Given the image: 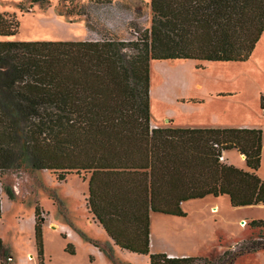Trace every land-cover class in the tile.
<instances>
[{
    "label": "trees",
    "instance_id": "16d2710c",
    "mask_svg": "<svg viewBox=\"0 0 264 264\" xmlns=\"http://www.w3.org/2000/svg\"><path fill=\"white\" fill-rule=\"evenodd\" d=\"M49 1L29 0V6ZM149 6L150 27L138 42L113 36L0 41V191L13 198L1 185L11 170H47L57 181L83 173L87 208L116 246L149 256L150 264H194L195 258L150 253V213L184 216L181 202L209 195H226L234 208L264 205V181L257 175L262 131L151 128L149 62L247 61L264 32V0H149ZM76 14L87 17L82 7ZM18 29L14 14L0 13V38ZM228 150L244 156L247 170L219 161ZM34 220L42 264L38 206ZM251 225L264 227V221ZM262 249L264 243L254 240L223 256ZM8 258L0 240V261Z\"/></svg>",
    "mask_w": 264,
    "mask_h": 264
},
{
    "label": "rangeland",
    "instance_id": "374dc122",
    "mask_svg": "<svg viewBox=\"0 0 264 264\" xmlns=\"http://www.w3.org/2000/svg\"><path fill=\"white\" fill-rule=\"evenodd\" d=\"M88 4L109 10L110 29L91 18ZM29 5V0H0V13L14 14L19 21L18 33L0 38V41L55 42L81 41L83 38L103 41L113 36L125 42H138L141 30L148 29L151 22L149 0H50L48 6ZM19 6L26 11H21ZM80 7L86 11L87 17L77 16L76 11ZM67 10H74V13L68 15ZM88 29L92 31L88 33ZM125 52L133 54L131 49ZM176 61L171 62L175 64ZM160 62H149V86L150 83L152 86L158 82L162 84L167 78L165 73H155V64ZM181 62V67L176 65L182 74L181 88L177 89L183 91L185 88L191 97L203 95L206 89L229 93L219 103L209 104L206 113H219L233 127L245 124L260 126L264 144V109L260 106V96H264V32L251 57L243 63ZM199 85L201 88L197 89ZM157 99L150 101V120L173 127L172 121H164L165 117L178 112L184 119V111ZM178 122L174 120V124ZM261 173L264 174V156ZM82 176L88 178L83 173L81 176L69 174L64 181H57L55 175L47 170H11L2 175L1 185L13 192V198L0 191V240L9 249L13 262L9 263L8 258L2 259L0 264H39L34 227L30 222L36 206L45 219L41 227L42 264H150L147 255L112 249L105 242L107 237L104 233L98 238L96 227L87 219L84 209L88 180ZM210 200H188L184 210L190 217L185 222L181 217L155 213L150 229L153 241L150 253L175 251L184 256L169 258H195L194 264H264V249L234 258L223 256L224 252H235L241 245L247 246L254 240L264 243V227L251 225L254 220L264 221V206L234 208L227 198ZM213 205H217V210ZM56 224L60 229L55 227ZM63 229L77 233L80 241L72 242L68 231ZM190 236L195 241L193 245L186 246ZM217 240L220 245L215 244ZM92 241L107 253L102 252L104 257L93 253Z\"/></svg>",
    "mask_w": 264,
    "mask_h": 264
},
{
    "label": "crops",
    "instance_id": "0c3cea01",
    "mask_svg": "<svg viewBox=\"0 0 264 264\" xmlns=\"http://www.w3.org/2000/svg\"><path fill=\"white\" fill-rule=\"evenodd\" d=\"M88 12L94 21L100 22L102 25H104L108 29H110L112 27L111 24L108 22V14H109L108 9L103 8L102 10H100L99 8H97L96 5L94 6L93 4H88ZM89 31L91 32L92 30L88 29V33H89ZM81 41H92V38H83ZM180 63H182V62H177L174 64L171 61H162L160 63L155 64V66L157 65L156 66L157 71H155V73H157V74L159 72L165 73L167 75V78H166V80H164V82L162 84L160 82H158L157 84H155V86H152V84L150 83L149 104H150V101L153 100V98H155V99L158 98L162 102L167 103V105L169 107L176 108L179 111L180 110L184 111V119H182V116L178 112L177 113L175 112L173 116L165 117L164 121H166V120L172 121L173 127H178V128H228V127H233V126L228 125L227 121L225 119H223L219 113H216V112L206 113L207 106L209 104L215 105V104L219 103L220 102L219 100H221L225 96H228L229 93H223V91H220V90L211 91V90L206 89L203 95H196L194 97H191L186 92L185 88L183 91H180V89H177L181 85V81H182V74H181L180 68L176 69L177 68L176 65H178L179 67H181L183 65ZM211 63H218V62H211ZM180 88H181V86H180ZM200 88H201V85L197 86V89H200ZM262 96L263 95L260 96V104H261V97ZM191 100H193V101H191ZM263 109H264V107H263ZM188 110H190L191 112L185 113ZM191 118H193V119L189 120ZM174 120H179V122L174 124ZM188 122L193 123V124H189ZM150 126H151V128H163V127H165L164 125H160L158 123H155L152 120H150ZM188 126H190V127H188ZM237 127L260 129V126H255L252 124H245V125H240ZM232 155H235V156H232ZM263 156H264V144H263V132H262L261 166H260L259 170L257 171V175L264 181V174L261 173V168H262V164H263ZM222 157H223V164L232 165V166L239 168V169H242V170H247L246 165H245L244 156L239 154L236 150L223 151ZM86 180H88V178ZM87 196H88V192H87V195L84 197V204H83L84 209L86 212L87 219L90 220L92 222V224L96 227L98 238H101V237H99V235L101 233H104L107 237V240L105 242L108 243L109 245H111L112 249H120L118 246H116L114 244V242L111 240V238L106 234V232L104 231L102 226L99 224L97 219L94 217V215L89 212L87 205H86ZM224 198L228 199V197L226 195L219 196V197H213V196L209 195V196L204 197L203 199H205V200L211 199L210 201H217V200L224 199ZM1 201L2 200L0 198V205H1V211H2ZM228 201H229V199H228ZM186 202L187 201H184V202H181V204H180V207H181L182 211L186 214V216L182 217V216L173 215L174 216L173 218L181 217L184 219V222H185L190 217V215L188 213H186L184 210V205ZM255 206H264V205H255ZM212 207L216 208V210L218 208L217 205H213ZM246 207H251V206H246ZM211 208H210V211H211ZM154 214H155L154 212H151L149 215V219H150L149 231L151 229ZM160 214H162V213H160ZM163 215H165V214H163ZM43 219H44V216H43ZM170 219H172V217H170ZM30 222H31V225H33V227H34V222H35L34 214H33V216L30 217ZM163 222H164V220H163ZM164 223H166V222H164ZM57 226H58V224H56L55 227L57 229H60V227L59 226L57 227ZM63 230H67V229H63ZM67 231H68L67 235H69L70 240L72 242L73 241H78V242L80 241L81 238L79 237V235L77 233H75L74 231H71V230H67ZM150 235H151V233L149 234L150 250H151L152 249L151 245H152L153 241L151 240ZM190 237H191L190 241H188L186 243V246L193 245V242L195 241L193 236H190ZM98 240H100V239H98ZM92 243H94V242L92 241ZM215 244L220 245V241L217 240ZM94 249L95 250H92L93 253H95L99 256H103L102 252L100 251L99 246L96 245L95 243H94ZM166 254L168 257L184 256L183 253H178L175 251H167ZM11 257H12V255H11ZM12 262H13V258L11 259V261L9 263H12Z\"/></svg>",
    "mask_w": 264,
    "mask_h": 264
},
{
    "label": "built area",
    "instance_id": "2783aa9c",
    "mask_svg": "<svg viewBox=\"0 0 264 264\" xmlns=\"http://www.w3.org/2000/svg\"><path fill=\"white\" fill-rule=\"evenodd\" d=\"M219 161L223 162V157L222 156L219 157ZM8 260L11 261V258H9Z\"/></svg>",
    "mask_w": 264,
    "mask_h": 264
}]
</instances>
